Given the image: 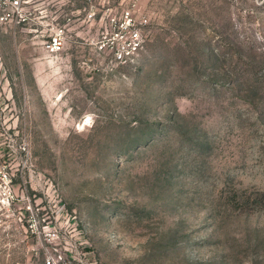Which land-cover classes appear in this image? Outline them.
<instances>
[{
    "label": "rangeland",
    "instance_id": "374dc122",
    "mask_svg": "<svg viewBox=\"0 0 264 264\" xmlns=\"http://www.w3.org/2000/svg\"><path fill=\"white\" fill-rule=\"evenodd\" d=\"M125 7L0 21V264H264V0H139L118 60Z\"/></svg>",
    "mask_w": 264,
    "mask_h": 264
},
{
    "label": "built area",
    "instance_id": "2783aa9c",
    "mask_svg": "<svg viewBox=\"0 0 264 264\" xmlns=\"http://www.w3.org/2000/svg\"><path fill=\"white\" fill-rule=\"evenodd\" d=\"M23 1L24 0H0V21L1 22H20L25 19L23 12ZM139 0H131V9L129 7L122 8L120 16L122 18L120 24L123 27H129V39L126 45L123 47L115 56L118 60H125L128 54L131 53V49H136L137 46H141L140 30L134 27V16L133 9L138 4ZM93 12L90 13L92 15ZM118 33V32H116ZM67 30L63 24H55L52 27V32L45 43V50L52 54L59 52L64 47ZM108 39L106 36L100 40L98 48H105L108 45ZM17 150L23 153V156H27L28 148L26 143L21 142L18 144ZM16 197L15 187L11 180V175L8 172H2L0 176V202L9 203Z\"/></svg>",
    "mask_w": 264,
    "mask_h": 264
}]
</instances>
